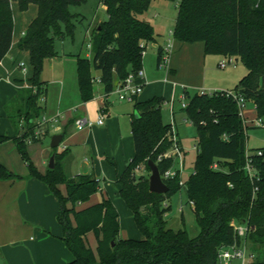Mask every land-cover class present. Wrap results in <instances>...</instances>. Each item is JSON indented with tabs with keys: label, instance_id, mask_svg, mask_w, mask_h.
I'll return each instance as SVG.
<instances>
[{
	"label": "trees",
	"instance_id": "trees-1",
	"mask_svg": "<svg viewBox=\"0 0 264 264\" xmlns=\"http://www.w3.org/2000/svg\"><path fill=\"white\" fill-rule=\"evenodd\" d=\"M85 1L0 0V60L12 43L11 3H17L21 11L37 6L34 19L17 43L19 50L29 53L31 87L21 88L4 108L12 124L17 127L22 123L24 131L13 137L0 134V145L13 140L26 159L33 120L43 113L39 103L40 95L46 91V82L39 78L43 62L54 53L55 37L74 33L77 16L69 11V6ZM101 1L108 18L91 30L90 58L75 55L78 91L83 101L94 97L92 69L98 71L103 93L109 95L130 71L141 69L145 43L156 42L159 36L144 16L154 0ZM173 37L185 43L200 41L205 55L242 58L246 71L230 90L252 100L257 117L264 120V0H179ZM161 52L159 46L158 65ZM163 102L161 96L134 102V154L116 178L118 194L132 213L142 238L119 235L118 212L108 197L75 210L76 203L87 202L99 191V182L93 173L68 175L64 168L67 150H55L54 166L44 172H38L26 160L28 175L42 180L58 200L56 220L62 228V240L73 256L65 264H218L221 247L234 242L242 244L243 240L233 231V221L247 222V264H264V147L254 149L263 154L253 157L257 177L251 180L243 168L247 126L232 96L226 90L196 92L185 106L186 116L196 129L193 171L181 185L179 174L165 179L166 193L153 192L148 187L149 175L137 176L135 169L144 166L149 172L147 162L151 159L163 174L173 164V158L158 160L159 154L172 145L170 124L162 122ZM213 162L218 169L211 167ZM16 177L20 178L0 162V179ZM60 184L66 194L59 189ZM181 189H185L187 201L192 203L196 236L185 228L169 227L164 217L170 209L166 200ZM89 231L97 239L96 253L86 242Z\"/></svg>",
	"mask_w": 264,
	"mask_h": 264
},
{
	"label": "rangeland",
	"instance_id": "rangeland-1",
	"mask_svg": "<svg viewBox=\"0 0 264 264\" xmlns=\"http://www.w3.org/2000/svg\"><path fill=\"white\" fill-rule=\"evenodd\" d=\"M178 1L179 0H154L144 13V16L150 21L155 32L159 34L157 44H162L164 47L171 43L174 45L173 51H176L181 44L178 40H175L172 33L177 16ZM31 10H36L37 12V6L34 4L27 10H19V14L28 16ZM69 11L77 16L75 28L73 30L74 33L72 35L66 34L63 38L59 36L55 37L53 45L54 53L51 57L44 60L43 67L39 74L40 80L48 82L46 94L42 93L40 95L41 97H39L41 106L46 103V109L41 116L44 115L46 118H52L54 115L58 114L56 110L59 100L58 94L63 85L65 88L66 100L63 102V105L60 106L57 122L53 123L52 126H48L49 129L37 141L26 142L25 150L27 159L21 156L13 140H7V142L0 145V160L14 175H19L23 173V171H26V175H28L26 160L31 161L38 172H44L48 168L50 157L54 154V151L61 150L63 140L56 148H52L50 143L51 137L54 136V134L64 133V128L61 123L69 116V112H73L74 107L77 106L75 102L81 99V96L79 98L78 95L77 63L75 55L80 54L82 57L87 56L90 58L92 53V48L90 47L91 30L99 22L105 21L108 18L105 6L101 0H86L80 5H70ZM18 23H22L20 17ZM182 44L183 48L186 47V49L180 51V55L176 58V62L171 59V53L168 59V65L164 66L162 64L158 66L156 61V43L154 41H147L145 43V49L141 59V69L146 85L140 97L145 95L146 98H151L158 95V93L165 95L166 100H164L161 106L162 122L164 123H170L172 120L171 112L172 110L174 111L176 136L180 141L182 154H184V167L181 179L185 180L193 171V163L196 158L195 145L197 138H195L196 129L193 123L187 118L185 108L181 106V96H185V102L187 103L196 92L202 90L210 92V90H214L211 89L212 86L210 88V84L221 85L223 91L230 90L244 75L246 66L242 58L231 56L233 63L226 62L225 66L221 67L219 65L220 61H227L225 55L208 54L203 56L205 58H202L203 44L200 41H193L192 43L182 42ZM22 59L29 66V69L32 70L29 62V55H24ZM91 72L94 79V91H98L100 87L98 71L92 69ZM60 82H62V84ZM69 99H73L75 102L69 101ZM109 100L111 106L120 107L122 109L126 108L128 117L134 111L133 102L127 103L120 101L118 94L113 91L109 93ZM80 102L83 103V100L81 99ZM242 116L248 125L245 134L249 149L254 150L259 147H264V127H257L254 124L253 120L256 119L257 114L252 100L244 101ZM14 129L12 123L7 118L0 119V134L10 136V134H14ZM66 135L67 134H64V137ZM75 164L76 162L74 161L73 165ZM135 173L137 176L140 174L150 175L151 171L147 172L144 166H142L135 169ZM19 177L21 178L22 176L19 175ZM29 177L31 176L29 175ZM105 178V188L107 189L106 196L111 194V199L118 212V219L120 221L119 235L133 239L142 238V234L136 226L132 213L127 208L120 195L118 194L117 196L114 194V191L111 192L114 189L113 183L109 182L108 177ZM13 179L16 180L18 178L16 177ZM102 183L104 184L103 178L100 179V187H102ZM62 187L64 188V185L60 184L59 189L63 194H66V190L62 189ZM95 194H93L87 202L76 203L74 206L75 210L82 209L90 205V203H93L95 201ZM187 199L188 197L185 189H181V191L174 193L166 200V203L170 205V209L166 212L164 217L169 227L173 229L185 228L191 236H196L198 234L196 218L194 217L192 205ZM67 205L69 208L72 207L70 202H68ZM86 236L88 246L96 253V236L92 231H89ZM27 237L28 234L25 235V238ZM20 244L19 242L18 245ZM233 263L238 264V261H233Z\"/></svg>",
	"mask_w": 264,
	"mask_h": 264
},
{
	"label": "crops",
	"instance_id": "crops-1",
	"mask_svg": "<svg viewBox=\"0 0 264 264\" xmlns=\"http://www.w3.org/2000/svg\"><path fill=\"white\" fill-rule=\"evenodd\" d=\"M11 10L13 18L12 43L9 51L0 60V119L7 118L9 121L4 109L6 103L21 88L31 86L28 78L31 76L32 70L22 59L29 53L19 50L17 43L36 13V10H31L28 16L19 14L18 5L15 2L11 3ZM19 17L22 20L21 24L18 23ZM155 43L157 45V61L158 47H163V45L157 44V41ZM180 43L176 51H173L174 45L172 48L171 59L174 62L177 61L176 58L180 55V51L186 49V47L183 48L182 42ZM203 56L205 54L202 51V58H205ZM20 60L25 62V72L17 65ZM60 83L62 84V82ZM47 84L48 82H46L44 94L47 92ZM145 85L144 80L143 89ZM209 86L210 88L212 86L211 89L214 90H223L221 85L210 84ZM93 94L91 102L88 100L81 103V99L76 102L69 99L77 106L61 123L64 133L60 140V142L63 140L60 151H68L64 161L65 172L68 175L93 173L98 182L101 178L104 179V184L102 183V187L99 186V191L94 196L93 203H95L101 201L103 197L112 198L111 194L106 196L105 177H108L109 182L113 183L114 189L111 192L114 191V194L118 196L116 178L134 154L131 120L136 111L134 109L128 117L126 108L111 106L109 95L103 93L101 83L98 91H94L93 87ZM161 94L158 93L156 96H161L166 100L165 95ZM58 95L56 110L60 113V106L66 100L64 85ZM147 99L145 95L142 97L139 95L137 100L145 101ZM102 106L104 122L101 125L93 124L92 127H85L81 130L73 125V121L77 117H87L91 121H95ZM45 109L46 103L43 105V111ZM13 127L15 131L10 136L21 135L24 131L21 124H18L17 127L13 125ZM64 134L67 135L64 137ZM74 161L75 165H73ZM0 162L4 165L1 160ZM26 174V171H23L19 174L22 177L16 180L13 178L0 179V264H65L71 261L73 256L61 240L62 228L56 220L59 208L58 200L42 180L29 177ZM112 203L114 204L113 201ZM26 234H28L27 238H25ZM19 242L22 245H18Z\"/></svg>",
	"mask_w": 264,
	"mask_h": 264
},
{
	"label": "built area",
	"instance_id": "built-area-1",
	"mask_svg": "<svg viewBox=\"0 0 264 264\" xmlns=\"http://www.w3.org/2000/svg\"><path fill=\"white\" fill-rule=\"evenodd\" d=\"M259 1V0H257ZM173 33V32H172ZM173 45L171 43L167 44V46L162 47L161 52V58H160V65L167 66L169 63V56L172 52ZM226 60L220 61L219 65L221 67H224L226 62L233 63V59L231 56H226ZM18 67L25 72L26 71V65L25 62L20 60L18 62ZM144 86V77H143V71L142 69H138L136 71H130V73L127 74V76L119 80L115 87L113 88V92L118 94V98L120 101H124L127 103L135 102L138 99V96L141 94ZM29 87H31L29 85ZM216 90H210L208 91H200L202 93H214ZM227 94H230L235 101L236 105L239 109V114L242 118V121H244V125L248 127L247 122L244 120L242 116V112L244 109V101L242 95L236 93L234 90H226ZM41 97V96H40ZM181 106L185 108L187 103L185 102V96H181ZM99 113L95 121H91L87 117H77L74 119V126L78 128L79 130L84 129L85 127H92L93 124L101 125L104 122V110L103 106L100 107ZM172 120L170 121V127H171V139H172V145L171 147L164 151V153L159 154L158 160H163L165 158H173V164L166 168L163 172V174L160 173L161 179L164 182L165 179H173L177 174L180 175V181L179 184L181 185L184 180L181 179V174L184 167V154H182V147L180 145L179 139H177L176 136V123L174 121V111L172 110ZM59 113L54 115L52 118H46L44 115L37 117L34 122V127L32 130L31 135L28 137V142L34 139H39L42 135L46 133V131L49 129L48 126H52L53 123L57 122ZM254 121L255 126H262L264 127V120L260 117H256ZM22 124V123H21ZM196 149V148H195ZM245 164L243 166L246 174L248 177L252 180L253 178L257 177V170L254 168L252 160L255 155L259 156L262 155L263 152L259 150H251L249 149L247 143L245 147ZM213 169H218V164L216 162L212 163L211 166ZM192 205V203H190ZM166 205V204H165ZM233 231L235 234L241 238L242 244L238 245L236 242L231 243L228 246L221 247L218 253V264H235L233 261H238V264H247L249 260V255L247 251V247H245V238L248 233L247 229V222H237L233 221Z\"/></svg>",
	"mask_w": 264,
	"mask_h": 264
},
{
	"label": "water",
	"instance_id": "water-1",
	"mask_svg": "<svg viewBox=\"0 0 264 264\" xmlns=\"http://www.w3.org/2000/svg\"><path fill=\"white\" fill-rule=\"evenodd\" d=\"M62 138V134H54V136L51 137L50 143L51 147H57L60 143V140ZM54 166V158L53 155L50 157V161L48 164V168H53ZM147 166L149 168V171H151L149 175V182L148 187L151 191L156 193L164 194L168 190V186L162 181L160 176V171H158V168L156 164L149 159L147 162Z\"/></svg>",
	"mask_w": 264,
	"mask_h": 264
}]
</instances>
